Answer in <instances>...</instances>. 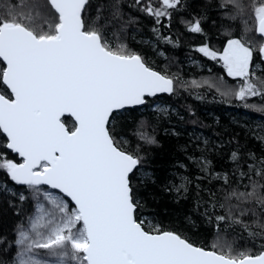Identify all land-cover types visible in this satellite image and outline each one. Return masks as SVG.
Segmentation results:
<instances>
[{
    "label": "snow or ice",
    "instance_id": "6c2138e0",
    "mask_svg": "<svg viewBox=\"0 0 264 264\" xmlns=\"http://www.w3.org/2000/svg\"><path fill=\"white\" fill-rule=\"evenodd\" d=\"M88 3L32 0L24 10L20 0L9 11L0 12V86L10 93H0V133L6 138L0 146V172L29 189L47 185L59 190L73 205L70 209L65 200L44 194L51 208L39 204L29 229L18 232L16 244L22 250L17 264H49L34 254L36 249L47 250L59 264H264V248L255 255L250 250L234 252L231 247L226 252L205 250L159 226L146 231L138 221L142 201L133 176L142 157L119 146L113 113L144 105L147 98L161 93L171 95L174 80L153 70L126 45L114 49L85 18ZM135 3L141 5V0ZM226 3L238 14L244 12L240 0ZM181 4L182 0H158V5L148 0L140 10L161 23L162 18L171 20ZM251 9L255 31L264 40V0H251ZM37 18L42 21L39 26L34 23ZM188 31L201 33L200 21L190 23ZM197 51L222 61L229 76L243 80L237 99L264 96L260 86L264 80L250 71L254 54L264 60V42L256 49L240 39H229L222 53L208 46ZM65 114L74 118L71 128L62 119ZM140 139L156 143L145 133ZM9 151L22 162L8 159ZM231 157L241 167L240 154L234 151ZM249 160L254 162L247 164L249 171L260 180L249 176L252 191L232 195L255 197L264 208V194L258 192L264 189V158L251 153ZM203 163L206 171L210 162ZM223 179L228 182L227 176ZM24 199L21 195L20 200ZM243 215V211L236 216L229 210L228 216L216 217L217 226L230 222L251 236L264 235V222L254 221L261 231H253L241 219Z\"/></svg>",
    "mask_w": 264,
    "mask_h": 264
},
{
    "label": "trees",
    "instance_id": "16d2710c",
    "mask_svg": "<svg viewBox=\"0 0 264 264\" xmlns=\"http://www.w3.org/2000/svg\"><path fill=\"white\" fill-rule=\"evenodd\" d=\"M147 2L141 0L137 5L135 0H89L85 13L89 24H95L114 49L126 45L149 67L174 80L171 95L147 98L141 107L113 114L119 146L142 157L133 176L136 195L142 201L136 213L138 221L146 231L159 226L203 249L226 252L231 247L234 252L250 250L258 254L264 248V235L251 236L241 225L230 222L217 226L216 217L228 216L229 210L240 216L243 211L241 219L252 225L253 231H261L253 222H264V208L255 197L237 199L232 193L247 195L252 191L247 164L254 162L249 155L264 158V141L260 139L264 132V96H253L245 103L237 100L232 92L243 80L229 77L221 61L197 51L208 46L220 53L229 39H240L258 49L263 40L256 35L251 0H240L242 14L226 0H182L171 20L162 18L161 23L140 10ZM151 2L158 5V0ZM19 3L0 0V12ZM31 3L24 0V10ZM195 20L200 21L201 33L188 31ZM34 23L39 26L42 21L37 18ZM256 64L260 69L254 73L264 80V63L258 53L252 66ZM253 82L260 85L259 80ZM0 93L9 94L5 86H0ZM159 103L168 109L156 107ZM63 120L67 127L73 126L71 119ZM141 133L153 136L156 143H145ZM5 140L0 133V146ZM234 151L241 157L239 168L232 161ZM7 158L21 162L10 151ZM205 160L210 162L206 171ZM241 171L247 175L242 177ZM181 184L184 187L178 192ZM40 189L16 185L0 172V264H16L18 232L28 227ZM258 192L264 194V189ZM21 195L24 200H20Z\"/></svg>",
    "mask_w": 264,
    "mask_h": 264
},
{
    "label": "rangeland",
    "instance_id": "374dc122",
    "mask_svg": "<svg viewBox=\"0 0 264 264\" xmlns=\"http://www.w3.org/2000/svg\"><path fill=\"white\" fill-rule=\"evenodd\" d=\"M108 42L110 43V41H108ZM227 43H228V42H227ZM110 44H111V43H110ZM226 46H227V44L225 45V47H226ZM225 47H224V48H225ZM224 48H223V50H224ZM223 50H222L220 53H222ZM221 64H223L222 61H221ZM195 65H197V63H196ZM199 68H200V67H199ZM259 69H260L259 65L256 64V65L252 66L250 70H251L252 72H256V71L259 70ZM225 72H226V70H225ZM226 74H227V72H226ZM227 75H228V74H227ZM228 76H229V75H228ZM229 77H231V76H229ZM238 90H239V88L235 91V93L232 92L233 95H235V98H236V93L238 92ZM252 97H253V96H252ZM250 98H251V97H246L245 100H239V99H238V100L241 101L242 103H245V102L249 101ZM236 99H237V98H236ZM156 107H158V108H160V109H163V110H165V111L168 109V108L164 107L163 105H161L160 103H159V104H156ZM262 137H264V132H263ZM44 194L51 195V196H55V197H57V198H60V199L65 200L60 194H58V193H56V192H54V191H51V190H49V189H45V188H41L40 191H39L38 198H37L38 200H36V202H35V212H36V209L38 208L39 204H41V203L44 204L46 208H49V209L51 208V205H49V204L47 203V201L44 200V198H43ZM65 202H67V201L65 200ZM69 207H70V206H69ZM70 209H71V208H70ZM36 214H37V212H36ZM145 224H146L147 227H150V223L146 222ZM29 226H30V221H29L28 227H27L25 230H28V229H29ZM151 232H153V231H151ZM21 250H22V248L19 246V252H20ZM19 252H18V254H19ZM18 254H17V257H16V264H17V261H18V259H19V255H18ZM34 254H35L38 258H42V259H47V260H49V264H59L58 260H57L55 257H50V256L47 255V250H45V249H36L35 252H34ZM66 264H73V262L66 261Z\"/></svg>",
    "mask_w": 264,
    "mask_h": 264
},
{
    "label": "water",
    "instance_id": "95a60500",
    "mask_svg": "<svg viewBox=\"0 0 264 264\" xmlns=\"http://www.w3.org/2000/svg\"><path fill=\"white\" fill-rule=\"evenodd\" d=\"M256 35L258 36V37H260L257 33H256ZM261 38V37H260ZM262 39V38H261ZM263 42H264V40H263ZM263 63H264V60H261ZM154 70V69H153ZM156 71V70H155ZM158 72V71H157ZM5 88H6V86H5ZM10 94V93H9ZM161 95H169V94H167V93H161V94H158L157 96H155V97H159V96H161ZM155 97H149L150 99H152V98H155ZM141 106H143V105H137V106H131V107H126V108H124V109H121V110H119V111H117V112H121L122 110H126V109H131V108H138V107H141ZM117 112H114L113 114H115V113H117ZM63 118H69V119H71V121L73 122V124L75 123V121H74V118L73 117H71L70 115H68V114H65V116L64 117H62V119ZM2 134V133H1ZM3 135V134H2ZM6 139V138H5ZM12 154H14V153H12ZM14 155H16V154H14ZM17 156V155H16ZM18 157V156H17ZM18 159L22 162V159L20 158V157H18ZM38 187H40V188H46V189H49V190H52V191H54V192H56V193H58V194H60L61 196H63L70 204H71V202H70V199L69 198H67V197H65L64 196V194L63 193H60L59 192V190H56V189H51L49 186H47V185H40V186H38ZM72 205V204H71ZM72 207H73V205H72ZM195 246V245H194ZM198 247V246H197ZM205 250H207V249H205ZM211 251V250H210Z\"/></svg>",
    "mask_w": 264,
    "mask_h": 264
},
{
    "label": "built area",
    "instance_id": "2783aa9c",
    "mask_svg": "<svg viewBox=\"0 0 264 264\" xmlns=\"http://www.w3.org/2000/svg\"><path fill=\"white\" fill-rule=\"evenodd\" d=\"M35 215H37V214L35 213V214L33 215V217H34ZM33 217H32V218H33Z\"/></svg>",
    "mask_w": 264,
    "mask_h": 264
},
{
    "label": "flooded vegetation",
    "instance_id": "af4514ba",
    "mask_svg": "<svg viewBox=\"0 0 264 264\" xmlns=\"http://www.w3.org/2000/svg\"><path fill=\"white\" fill-rule=\"evenodd\" d=\"M238 100V99H237Z\"/></svg>",
    "mask_w": 264,
    "mask_h": 264
}]
</instances>
